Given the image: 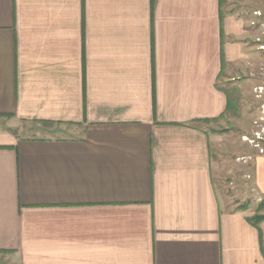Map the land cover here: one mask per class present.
Wrapping results in <instances>:
<instances>
[{"label": "crops", "instance_id": "obj_1", "mask_svg": "<svg viewBox=\"0 0 264 264\" xmlns=\"http://www.w3.org/2000/svg\"><path fill=\"white\" fill-rule=\"evenodd\" d=\"M224 3L0 0V117L45 135L0 130V264H264L219 193L210 121L264 64Z\"/></svg>", "mask_w": 264, "mask_h": 264}, {"label": "rangeland", "instance_id": "obj_2", "mask_svg": "<svg viewBox=\"0 0 264 264\" xmlns=\"http://www.w3.org/2000/svg\"><path fill=\"white\" fill-rule=\"evenodd\" d=\"M223 2L226 3H224V7L229 10V13L241 14L242 17L249 19L247 28L252 34L251 41L253 39L255 41H252L251 44L259 51H264L260 48L264 45V0H223ZM257 12H260L261 15L257 16ZM258 39L260 41H257ZM250 90L252 93L245 97L241 103L239 101L240 113L239 118H236L239 121L234 122L232 120L234 114L231 110L229 115L223 118L224 120L210 121V128L215 139L220 140L218 148L215 150V158L223 164V168L227 166L232 171L230 174H221L220 197L230 208L245 212L252 226H254L253 222L257 224V228L261 230V246L264 254V196L259 195L253 186L246 188L245 183L237 179L240 175L245 174V171L247 173L244 158L254 155V148L248 143L242 142V138L244 136L253 138L252 131H258L260 129L259 124L261 128H264V112L261 108L264 103V64L259 67L256 87ZM258 117L263 118V121H259L260 118ZM256 121H259V124L255 127ZM37 126L35 122L19 121L15 123L5 117H0V130H11L24 138L45 136L38 130ZM262 146L264 148V142ZM258 153L262 155L259 150ZM241 158L243 160H240ZM234 173L235 175H233ZM249 177L250 174H246L243 178L245 181H250L248 180ZM0 261H3L2 256H0Z\"/></svg>", "mask_w": 264, "mask_h": 264}, {"label": "built area", "instance_id": "obj_3", "mask_svg": "<svg viewBox=\"0 0 264 264\" xmlns=\"http://www.w3.org/2000/svg\"><path fill=\"white\" fill-rule=\"evenodd\" d=\"M257 16L261 15L260 12L256 13ZM257 41H260V39H258ZM261 49H264V45L260 46ZM262 110L264 112V105H262ZM259 121H263V118H260ZM259 121H256L254 123L255 127L258 126ZM258 128V127H257ZM259 130L258 131H252V135L253 138H249L247 136H244L242 138V142L244 143H248L252 148L254 149H258L260 151L261 154L264 153V148L262 146V143L264 142V128H261V125L259 124ZM257 150V151H258ZM246 160V158H244ZM240 160H243L242 158Z\"/></svg>", "mask_w": 264, "mask_h": 264}, {"label": "trees", "instance_id": "obj_4", "mask_svg": "<svg viewBox=\"0 0 264 264\" xmlns=\"http://www.w3.org/2000/svg\"><path fill=\"white\" fill-rule=\"evenodd\" d=\"M44 123H48V122H44ZM251 221H252V220H251ZM253 223H254L253 225H254L255 227H257V224H255V222H253Z\"/></svg>", "mask_w": 264, "mask_h": 264}]
</instances>
